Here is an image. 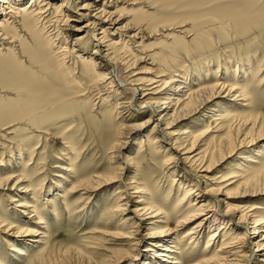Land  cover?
<instances>
[{"label": "rangeland", "instance_id": "rangeland-1", "mask_svg": "<svg viewBox=\"0 0 264 264\" xmlns=\"http://www.w3.org/2000/svg\"><path fill=\"white\" fill-rule=\"evenodd\" d=\"M61 1L37 21L25 9L31 0H13L24 12L1 27L0 264H264V176L239 186L264 170V0L107 3L117 23L100 56L116 59L118 81L154 75L220 89L203 108L193 112L195 100L168 120L164 140L141 95L129 107L131 91L111 81L85 36L92 13L84 2H69L68 26ZM225 110L232 113L218 120ZM193 137L201 138L191 156L215 151L207 172L199 158H182ZM227 210L234 217L216 230ZM243 214L246 228L237 226Z\"/></svg>", "mask_w": 264, "mask_h": 264}, {"label": "bare ground", "instance_id": "bare-ground-1", "mask_svg": "<svg viewBox=\"0 0 264 264\" xmlns=\"http://www.w3.org/2000/svg\"><path fill=\"white\" fill-rule=\"evenodd\" d=\"M13 0H0V15L2 16V18L0 19V32H1V27H3L2 25L6 22V16H8V15H10V14H14V13H12V11H14V10H16L17 11V13L19 12V13H21V12H24V10H22L21 8H18V7H16L15 6V4L12 2ZM15 2H19L20 3V1L22 2V1H24V0H14ZM40 1V5L39 4H34V0H31V2H30V6H27V7H25V9L27 8V10H31L30 12H29V15H31L34 19H37V21L38 20H41V21H43L44 19H45V17H46V14H47V12H48V7L51 5V3L52 2H56V1H58V0H39ZM76 1H80V2H84V5H83V7H82V9H84L85 11H86V13H92L91 15H90V19L87 21L88 23L84 26V28H85V36H91L92 38H93V42H94V50L96 51V52H98V54L97 55H99V58H101L102 57V59L104 60V61H106V63L108 64V65H110V70H112V75H113V77H111V81L113 82V81H116L117 83H118V87L119 88H122V90L124 91H127V90H130L131 91V93H132V96H131V98H130V103H129V107L130 106H132L133 105V103L132 102H134L135 100H137V97L139 98V96L141 95V105L143 106V108H145V109H147V111L149 112V114L150 115H153V116H157L158 118L156 119V125H155V127L157 128V130H158V132H159V134H160V138L161 139H163L164 140V138H165V136H166V131L165 130H167L168 129V126L170 125V124H172L171 122H173L174 121V119L176 118V116L179 114V112L180 111H182L184 108H187V107H189V106H191L192 105V103L195 101V100H198V102H197V104L195 105V106H193V112H195V111H197L198 109H200V108H203V106L205 105V104H207L208 102H210L215 96H218V94H219V87H217L218 85L217 84H215V85H213V86H211L210 88L208 87H201V89L199 88H194V86L195 85H192L193 87H190V82H186V81H182V83H179V84H177V83H173V81H174V79H173V81L172 82H169V83H167V82H164V81H162L161 79H159L158 77H155L154 75L153 76H151L150 78H147V79H145V81L142 83V84H139V85H137V84H132V83H129V82H127V83H122L121 81H118L117 80V78H118V76L120 75L119 73H118V71H117V67H116V65H115V58H113L111 55H109L108 53L107 54H103V56H100V54L102 55V48H103V45H104V43L106 42V40L109 38V34H110V31L111 30H109V28L111 27V26H114L116 23H117V19L115 18V15L113 14V13H111L109 10H108V2L110 1V0H63V1H61V2H57L58 4H57V7L58 8H56V11L57 12H59V13H63L62 15H63V20H62V22L65 24V25H68L69 23L70 24H72L71 22H74V20L72 21V19H71V17H72V15H70V14H68V7H69V5L68 4H70L69 2H71V3H73V2H76ZM263 2V1H262ZM39 5V6H38ZM107 6V7H106ZM262 9V8H261ZM260 9V10H261ZM28 15V14H27ZM245 17V16H244ZM8 21V20H7ZM43 23V22H42ZM70 24L68 25V26H70ZM43 26V25H42ZM98 31H100V32H98ZM243 33V32H242ZM83 36V35H82ZM82 36H80L78 39H76V41H79V40H82L84 37H82ZM100 36V37H99ZM131 40V38L129 39V41ZM108 42H109V46H112V47H114V46H117V45H119L118 43V41L117 42H112V39H110V40H108ZM106 46V45H105ZM124 48H126L127 50H129L128 49V46H127V43L125 44H123L122 45ZM122 47V48H123ZM130 51V50H129ZM63 52V58H65L67 55H66V50H64V51H62ZM114 56V55H113ZM101 59V60H102ZM141 60V59H140ZM97 64L96 63H94V65H93V67L94 68H96L97 66H96ZM119 69V68H118ZM184 77V76H183ZM169 79H171V78H169ZM20 80V79H19ZM168 81H170V80H168ZM177 82V81H176ZM216 82H218V81H216ZM144 84V85H143ZM220 84V83H219ZM143 85V86H142ZM167 85H170L169 87L170 88H168V87H166ZM181 85H183L184 87H182ZM220 86H221V84H220ZM224 86V85H223ZM183 88H185V90L186 91H184L183 90ZM231 89V91H229V92H234V93H236L235 91H236V89L234 88V89H232V88H230ZM165 91V94H163V95H165V99L164 100H157V99H155L154 97H158V95H161L163 92ZM240 93V92H239ZM206 94H208V95H206ZM245 94V93H244ZM204 95H206V96H204ZM184 96H186V98H184L183 100H182V98L184 97ZM240 96H243L242 94H240ZM244 99V98H243ZM140 108V107H139ZM217 108H223L222 107V105H220V104H217ZM230 113H232V111H229V110H225V111H222V112H220V113H218L217 115H216V118H218V120H221V118H225V117H227L228 115L230 116ZM215 116V115H214ZM213 116V117H214ZM230 118V117H229ZM237 118V117H236ZM213 119V118H212ZM168 120H171V122L169 123L168 122ZM166 121V122H165ZM225 121V120H224ZM236 121V120H235ZM167 123L166 124V128L165 129H161L160 128V126L163 124V123ZM223 122V121H222ZM221 123V122H220ZM241 123H239V125H240ZM246 124V122L245 123H243L242 124V126L241 127H243L244 125ZM238 125V126H239ZM237 126V127H238ZM260 126L261 127H263L264 126V122L262 123V124H260ZM222 128V127H221ZM220 128V129H221ZM207 130V129H206ZM229 130H230V128H229ZM208 131V130H207ZM222 131V130H221ZM220 131V132H221ZM228 131V130H227ZM206 132V131H205ZM204 132V133H205ZM209 132V131H208ZM225 132H226V130H225ZM226 134V136L224 137V141H226L227 139H229L230 138V132H226L225 133ZM200 136V135H199ZM201 137H193L191 140H192V142H191V144H190V146L187 148V151L185 150L181 155H183V160H185V161H194L193 160V158H195L196 157V159L197 158H199V161L198 162H201V163H199V165L200 164H202L203 162L206 164L207 163V165H205V167H203L204 168V170L203 169H201L202 170V172H207L208 171V169L210 168V165H212V163H214L215 162V160L216 159H214L215 157H214V155H215V151L214 152H209V153H207L206 152V150H205V153L204 152H202V154H200L199 156L197 155V154H199V153H197L196 155H193V156H191V153H193L191 150L193 149V147L195 146L194 145V143L195 142H197L198 141V139H200ZM226 138V139H225ZM218 141V140H217ZM220 142H223V141H220ZM221 144H223V143H221ZM220 146V148H221V146L222 145H219ZM218 146V147H219ZM207 148V147H206ZM215 148V147H214ZM222 149V148H221ZM212 150V149H211ZM219 150V149H218ZM217 150V151H218ZM220 151V150H219ZM176 152V151H175ZM221 152H222V150H221ZM220 152V153H221ZM188 154V155H187ZM181 155H179V160H180V156ZM184 155H186V157H184ZM221 155V154H220ZM217 157V156H216ZM219 157V156H218ZM181 158V159H182ZM177 160H178V158H177ZM176 160V161H177ZM198 160V159H197ZM249 161V163L251 164H253V165H257V164H260V162H258L256 159L255 160H250V159H248ZM174 161V160H173ZM178 162V161H177ZM176 162V163H177ZM182 162V161H181ZM187 163V162H186ZM189 163H191V162H189ZM196 163V162H195ZM203 163V164H204ZM198 165V166H199ZM203 166V165H202ZM200 169V168H199ZM258 169H260V167H258ZM243 173V172H242ZM241 173V174H242ZM240 174V175H241ZM237 175V174H236ZM236 175H234L235 177H236ZM253 175H255V176H253V179H251V180H245V178H244V180H243V182L242 183H240V185L239 186H244V187H247V186H249V185H251V184H255V183H257L258 182V178L257 177H262V176H264V170L262 171L261 169L260 170H258V171H255L254 172V174ZM234 176H233V178H234ZM252 176V175H251ZM231 177V176H230ZM240 177H242V176H240ZM240 177H237V180H238V182H239V179L238 178H240ZM245 177V176H244ZM200 176L198 177V176H195V179L196 180H198V182L200 181ZM227 178V177H226ZM232 178V177H231ZM232 178V179H233ZM255 178V179H254ZM242 179H243V177H242ZM242 179H240V180H242ZM247 179V178H246ZM236 180V181H237ZM235 181V182H236ZM7 182V181H6ZM6 182L5 183H3V184H1L0 183V188H1V186L3 185V186H5L6 185ZM232 182V181H231ZM235 182H232V183H235ZM223 183V182H222ZM237 183V182H236ZM230 184V183H229ZM228 184V185H229ZM238 184V183H237ZM233 185V184H232ZM225 186H227V185H225ZM6 187V186H5ZM239 188V187H238ZM191 189V188H190ZM28 191V190H27ZM221 190H218V192H217V194H220L219 192H220ZM189 192V191H188ZM192 193V192H191ZM209 193V192H208ZM208 193H205V194H208ZM204 194V195H205ZM209 195V194H208ZM230 195V194H229ZM231 197V196H230ZM212 198H214L213 200L215 201V202H220L219 200H218V197H215V196H213ZM228 198V197H227ZM143 200V199H142ZM140 201V200H139ZM189 201V200H188ZM148 202V201H147ZM139 203H141V202H139ZM149 203H150V201H149ZM224 203H225V201H224ZM142 204V209H139V210H145V211H148L149 212V210H150V207H148V206H146L145 204L146 203H141ZM192 204V203H191ZM194 204V203H193ZM150 205V204H149ZM154 206V205H153ZM195 206H197L196 204H195ZM154 208H155V206H154ZM149 209V210H148ZM190 209V208H189ZM152 210V209H151ZM150 210V211H151ZM185 210H187V209H185ZM156 211V210H155ZM138 212V211H137ZM151 212H153V210L151 211ZM191 212V211H190ZM189 212V213H190ZM155 214V213H154ZM162 214V213H161ZM233 212H232V210L231 211H229V210H227V211H225L224 213H223V215H220V217L218 218L217 216H216V222H217V224L215 225V227H216V230L217 229H222L223 228V225H225L223 222L225 221L224 219L225 218H227V217H234L233 216ZM153 215V214H152ZM156 215H158L159 216V214H157L156 213ZM140 216H143V214L142 215H140ZM151 217V216H150ZM154 217V216H153ZM197 217V216H196ZM240 218H239V221H243V223H241L240 224V222L239 223H237V226L239 225V227L240 226H242V227H244V228H246V225L248 224L246 221H247V216L246 215H240L239 216ZM206 219V218H205ZM207 221V220H206ZM264 221V220H263ZM180 222V221H179ZM221 222V223H220ZM255 223H257V221H255L254 222V220H253V223L251 222V224L250 225H252L251 226V229H249V230H247V231H250L249 232V234L250 235H254V234H257V231H259L258 229H260V228H258L259 226H255L254 224ZM185 224V223H184ZM260 224H261V222H260ZM260 224H256V225H260ZM202 225V224H201ZM262 225L263 224H261V227H262ZM226 226V225H225ZM198 227V226H197ZM263 229V228H262ZM261 229V233H264V230H262ZM168 230H170V229H168ZM167 230V231H168ZM246 230V229H245ZM246 231V232H247ZM164 232V231H163ZM173 232V231H172ZM160 233H162V232H160ZM197 233V232H196ZM220 233V232H219ZM161 235V234H160ZM193 236V235H192ZM215 236V235H214ZM220 236V235H219ZM189 239H191L190 237H189ZM245 239V238H244ZM192 240V239H191ZM241 240H243V238L241 237ZM169 241V240H168ZM193 241V240H192ZM264 241V240H263ZM161 242V241H160ZM194 242V241H193ZM192 242V243H193ZM227 242V241H226ZM165 243V242H164ZM263 243V242H262ZM226 244V243H225ZM221 245H224V244H221ZM230 246V245H229ZM261 246H264V244L263 245H261ZM163 248V247H162ZM227 248H229V247H227ZM260 248V247H259ZM262 248V247H261ZM164 250V249H163ZM224 250V249H223ZM232 250V249H231ZM218 251V250H217ZM215 254H212L211 255V259H213V260H216L217 262L220 260L219 259V256H217L216 255V252H214ZM158 256H163L162 254H160V253H158L157 255H156V253H155V257H158ZM229 259V258H228Z\"/></svg>", "mask_w": 264, "mask_h": 264}]
</instances>
